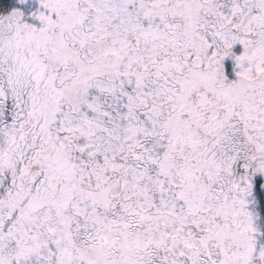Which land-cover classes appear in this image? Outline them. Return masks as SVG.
<instances>
[{
  "label": "snow or ice",
  "instance_id": "1",
  "mask_svg": "<svg viewBox=\"0 0 264 264\" xmlns=\"http://www.w3.org/2000/svg\"><path fill=\"white\" fill-rule=\"evenodd\" d=\"M0 264H264V0H0Z\"/></svg>",
  "mask_w": 264,
  "mask_h": 264
}]
</instances>
